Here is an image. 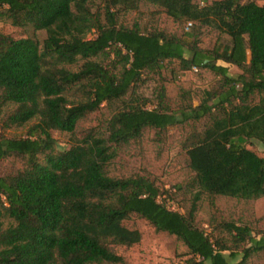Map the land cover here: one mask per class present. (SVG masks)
<instances>
[{
    "label": "trees",
    "instance_id": "obj_1",
    "mask_svg": "<svg viewBox=\"0 0 264 264\" xmlns=\"http://www.w3.org/2000/svg\"><path fill=\"white\" fill-rule=\"evenodd\" d=\"M144 2L157 7L147 25L120 21ZM162 14L190 30L160 26ZM1 20L32 34L0 31L1 128L29 125L25 137L0 133V166L14 163L0 170V264H125L116 248L143 239L127 224L134 218L175 235L186 247L184 264H251L264 251V235L223 218L215 201L264 196V155L246 146L264 145V2L0 0ZM205 27L219 33L212 48L200 46ZM219 61L242 72L231 75ZM195 68L217 80L198 104L184 87L173 98L168 85ZM151 75L152 97L140 91ZM103 104L112 109L104 128L57 147L53 131L74 136ZM172 128L182 131L189 171L176 184L182 212L160 200L178 194L151 175L110 170L147 131L163 145ZM204 196L213 209L209 232L197 222ZM5 218L12 223L4 227Z\"/></svg>",
    "mask_w": 264,
    "mask_h": 264
},
{
    "label": "rangeland",
    "instance_id": "obj_2",
    "mask_svg": "<svg viewBox=\"0 0 264 264\" xmlns=\"http://www.w3.org/2000/svg\"><path fill=\"white\" fill-rule=\"evenodd\" d=\"M212 1V0H210ZM246 1V0H243ZM263 3L264 0H256ZM157 9L155 5L144 2L141 4L140 11H130L122 14L120 21L127 25H132L135 21L145 26L148 24L150 15L153 10ZM159 25L168 29L171 32H176L184 36V32L190 30V27L180 26L162 14L159 20ZM0 31L11 34L14 37H26L32 34L30 28H22L13 25L9 20L0 21ZM200 36V46L203 48H212L218 41L219 33L213 28L205 27ZM39 39L42 41L46 37V32L40 30L37 32ZM94 33L89 34V37H94ZM220 64L229 68L231 75H237L242 72L235 65L219 61ZM164 74L169 76V71ZM151 78L142 88L141 92L152 97L153 90L156 86L157 76L151 75ZM154 78V79H153ZM217 76L207 69H192L179 72L177 80L168 85L170 95L176 98L179 93V88L184 87L193 93L194 104H198L201 92L211 87ZM7 109V108H6ZM112 115V109L106 104L103 107L88 116L80 123L76 134L53 131V136L57 141V147L68 148L76 137H80L84 130L94 128H104L106 121ZM31 125V124H30ZM29 125L22 127L1 128L0 133L7 137H25L27 135ZM182 137V131L179 128H172L168 141L165 144H158L154 140V131L149 130L145 133L141 140L131 143L122 148L119 155L112 163L110 170L112 175H130L134 172H141L151 175L156 179L164 189L171 193H177L175 200L162 197L161 201L173 210L183 211L182 204L179 199L182 195L177 192L176 184L185 181L188 177V168L184 159V155L179 148V141ZM248 148H251L261 155H264V145L257 140H251L246 143ZM13 161L7 160L1 166L0 170H9L13 167ZM216 205L219 213L223 218L235 220L239 223L248 224L258 235H264V196L256 199L244 200L235 197L217 196ZM213 212L209 200L204 196L200 201L199 210L197 212V222L202 225L207 231L210 228L207 221ZM12 223V220L5 218L1 220V224L5 227ZM130 227L139 228L143 234L142 242L132 247H117V252L123 255L125 264H184L186 251L185 245L180 242L175 235H170L167 232L156 231L147 221L134 218L127 221ZM251 264H264V251L256 253L251 258Z\"/></svg>",
    "mask_w": 264,
    "mask_h": 264
}]
</instances>
